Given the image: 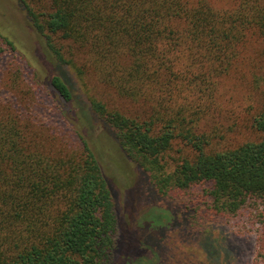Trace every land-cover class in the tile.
<instances>
[{"label": "trees", "instance_id": "1", "mask_svg": "<svg viewBox=\"0 0 264 264\" xmlns=\"http://www.w3.org/2000/svg\"><path fill=\"white\" fill-rule=\"evenodd\" d=\"M20 1L46 61L74 73L87 109L57 73L31 88L53 107L31 89L0 91V264H124L141 226L124 224L119 193L87 140L88 117L151 193L202 197L204 214L216 217L257 212L255 259L264 264V0H29L46 3L43 12ZM111 95L128 108L109 105ZM234 112L252 139L228 136L238 123L219 119ZM178 144L188 153L178 149L172 166ZM171 213L144 225L159 220L165 236Z\"/></svg>", "mask_w": 264, "mask_h": 264}, {"label": "rangeland", "instance_id": "2", "mask_svg": "<svg viewBox=\"0 0 264 264\" xmlns=\"http://www.w3.org/2000/svg\"><path fill=\"white\" fill-rule=\"evenodd\" d=\"M226 1L218 0L215 3L218 6H224ZM26 2H29L31 7L36 6L35 10L40 12L49 10L46 3L33 5L34 3L29 0ZM0 35V91L11 89L16 94L19 93V90L27 91L33 89L32 83L38 79L45 80L47 74L57 73L74 92L75 99L82 107V111L87 109L85 95L82 94L81 86L74 73L67 66L54 65L46 61L44 41L31 27L26 10L20 0H0ZM4 35L15 43L17 51L13 52L4 45L2 38ZM32 60H36L37 64ZM260 82L263 83L262 79ZM32 89L31 91H34V94L42 101L43 107H53L51 100L43 90ZM101 93L100 91V95ZM97 95L100 97L99 94ZM109 98L113 102L109 105L116 103L121 110L128 108L124 106V103L128 101L113 95ZM220 101L226 108L225 97L224 101L222 97ZM235 108L238 111L241 109L237 106ZM227 110L228 113L231 111L228 107ZM234 114L236 118L234 115L223 113L219 119L224 127L234 122L238 123L239 126L235 132L227 133L228 136L235 141L252 139L253 133L249 128H246L243 120L237 117L236 112ZM88 118L89 128L85 132L87 140L91 149L102 160L105 172L108 173V179L113 184L112 188L119 193V205L124 224L130 227L131 225L141 226L134 229L133 236L129 237L132 238V242L128 240L125 245L126 258L122 259L124 264H128V260L129 264H257L255 251L260 227L257 222V212L256 217L250 216L249 213L243 217H216L204 214L205 206L198 204L197 201V198L200 200L202 197L190 196L184 198V202H182L179 199H163L153 191L151 193V190L148 189V182H145L144 179L146 175L141 173L133 163L125 160L114 145L111 136L104 135V128L100 123L91 117ZM210 124L212 125V122ZM53 127L57 128V126ZM174 148V151L169 153V162L172 166L178 163L181 158L182 153L177 152L178 149H183L185 154L188 153L181 144ZM138 171L142 174L143 182L136 187L140 178ZM137 193L143 194L136 197ZM131 196H134V201L136 200L133 203ZM189 201L195 203L190 204ZM131 206L135 208V211ZM168 206L172 208L171 212L175 214L176 220L169 227L165 236L164 228L158 224L159 220L153 218L151 224L144 225L152 213L157 217L164 216L160 220L162 223H166L167 219L172 217V213L167 212ZM159 240H161L160 243Z\"/></svg>", "mask_w": 264, "mask_h": 264}]
</instances>
